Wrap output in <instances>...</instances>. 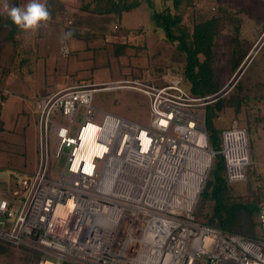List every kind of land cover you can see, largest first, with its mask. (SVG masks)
I'll use <instances>...</instances> for the list:
<instances>
[{
	"label": "built area",
	"instance_id": "obj_1",
	"mask_svg": "<svg viewBox=\"0 0 264 264\" xmlns=\"http://www.w3.org/2000/svg\"><path fill=\"white\" fill-rule=\"evenodd\" d=\"M61 52L69 54L67 44ZM158 79L81 84L39 99L38 167L20 199V192L0 193L1 238L41 253L33 264H264V202L261 237L248 241L156 199L162 155L183 130L207 135L198 108L209 99L190 96L174 74ZM111 89L145 94L149 125L110 113L98 123L94 93ZM242 132L223 133L231 182L243 179L248 164L233 174L227 151L228 137ZM244 142L247 148L246 135Z\"/></svg>",
	"mask_w": 264,
	"mask_h": 264
},
{
	"label": "rangeland",
	"instance_id": "obj_2",
	"mask_svg": "<svg viewBox=\"0 0 264 264\" xmlns=\"http://www.w3.org/2000/svg\"><path fill=\"white\" fill-rule=\"evenodd\" d=\"M88 1L81 0V10L69 14L73 19L63 15L66 21L63 19L59 26L49 22L35 31L20 28L13 41L4 46L5 33L0 35V193L13 197L14 192H20V199L25 194L26 182L37 170V104L43 95L73 85L101 86L113 81L159 80L169 74L178 76L183 85L187 65L185 56L177 45L165 40L164 34L156 30L151 21L153 12L163 13L166 9H170L172 15H181L192 28L207 21L217 25L212 61L214 72L224 84V96H235L241 86L242 96L249 97V105L237 117L242 118L244 127L241 125L237 129L246 135L249 176H259L264 171V121H257L264 120V0H193L183 2L177 9L174 0H151L150 3L139 0L140 6L125 14L122 23L104 17L107 14L99 17L88 12L84 8ZM102 22L105 23L101 27L96 24ZM115 25H118L117 29ZM236 29L243 48L250 50L240 68L230 74L229 41L235 36ZM40 34L45 39L38 42ZM62 43L69 48L65 57L60 55ZM200 57L204 59V56ZM201 104L203 106L198 109L205 113L206 103ZM93 106L98 110V123L104 113L143 126H148L151 120L148 97L133 89L98 90L93 96ZM224 121L227 123L228 118L221 119L216 126ZM207 136L209 139L208 133ZM212 144L209 140V150L220 148L218 144ZM221 154V150L217 151V155ZM245 178L244 171L243 179L232 183L234 199L246 198ZM203 188L193 208V214L201 222L206 221V215L212 211V202L209 201L201 208ZM187 194V190H183V195ZM40 256L41 253L29 247L18 246L0 237V264H33Z\"/></svg>",
	"mask_w": 264,
	"mask_h": 264
},
{
	"label": "trees",
	"instance_id": "obj_3",
	"mask_svg": "<svg viewBox=\"0 0 264 264\" xmlns=\"http://www.w3.org/2000/svg\"><path fill=\"white\" fill-rule=\"evenodd\" d=\"M146 1L151 2V0ZM190 1L193 0H174V7L177 9L183 2L189 3ZM140 4L139 0L108 2L112 8L106 13L118 17L121 21L123 12H130L139 7ZM170 12V9H166L163 13L153 12L151 21L156 30L164 34L165 40L177 45L178 50L186 58L187 65L184 72L183 88L192 97H209V99L202 101L206 103L204 105L205 127L209 134L210 143H213L212 145L218 144L221 148L223 133L232 127L230 123H224V126H216V123L221 119H238L237 117L243 113L245 106L249 105L247 101L249 97L242 96L243 88L241 86L235 96L229 98L228 94L226 96L223 94L224 84L216 76L212 64L217 25L214 26V22L207 21L192 28L182 20L181 15H172ZM19 31L20 28L13 24L8 14H0V35L5 33L3 46L13 41ZM237 34H239L238 29H236L235 36L229 41L231 48L228 57L230 74L235 73L240 68L250 50L243 48ZM200 55L204 56L203 60ZM220 148H213V151H220ZM215 157L200 196L201 208L205 207L209 201L212 202V211L206 215L204 222L198 220V217L194 215L195 221L206 227L240 236L248 241H258L261 237L259 208L264 202L263 187L251 183L249 164L245 168L246 181L244 182L248 194L246 198L234 199L231 191L233 184L229 179L226 159L222 154Z\"/></svg>",
	"mask_w": 264,
	"mask_h": 264
},
{
	"label": "bare ground",
	"instance_id": "obj_4",
	"mask_svg": "<svg viewBox=\"0 0 264 264\" xmlns=\"http://www.w3.org/2000/svg\"><path fill=\"white\" fill-rule=\"evenodd\" d=\"M244 141V132L228 137L227 151L233 174H241L242 165L247 162ZM208 147L205 133L182 131L181 139L176 141L174 147L167 149L160 159L157 182L152 188L159 202L173 205L176 211L193 210L211 165L213 153ZM123 182L129 185L125 178ZM185 189L188 192L186 196L183 195ZM127 192H131L130 186Z\"/></svg>",
	"mask_w": 264,
	"mask_h": 264
},
{
	"label": "crops",
	"instance_id": "obj_5",
	"mask_svg": "<svg viewBox=\"0 0 264 264\" xmlns=\"http://www.w3.org/2000/svg\"><path fill=\"white\" fill-rule=\"evenodd\" d=\"M29 2H30V0H0V14H7L8 9H5V7H4L5 4H7L9 6V9L11 7H21V8H23ZM38 2L44 3L46 5L48 11L51 14V19L45 25H47V24H49V22H51V23H54L56 26H59L61 24V21L64 19V17H62L63 15L67 14V16L70 18L72 16H70L69 14L73 13V12H79V10H81L80 7L82 6L81 4H79L81 2V0H38ZM108 2L110 3L111 1L110 0H89L88 3L84 6V8L88 12L94 13L96 16L99 15V17H101V16H104V14H107L106 12H108V10L110 8H112V5H108ZM135 10L136 9H134V10H132L130 12H134ZM130 12H123L121 21L118 19V17L113 16L112 14H107L104 17H108V18L110 17L111 19L115 18V19L118 20V23H122L124 15L128 14ZM72 19H73V17H72ZM111 19H110V21L113 22ZM105 22L107 23L106 20H105ZM105 22L96 23V24H99L100 27H101L102 25H104ZM41 27H42V25L39 28H41ZM114 27H115V29H117L118 25H115ZM126 29H129V28H126ZM66 34L68 35V32ZM42 39H45V36H43L41 34L38 35V37H37L38 42L41 41ZM61 46L62 45H60V47ZM60 55H62L64 57L66 56V55L62 54L61 48H60ZM240 119H242V118L240 117ZM240 119H234V120H229L228 119L227 123L231 124L232 129L233 128H239V127H242L244 125V124H242V121ZM239 120H240V122H239ZM257 121L263 122L264 120L261 121L260 119H257ZM224 123L225 122H223L222 125H220V126H224L225 125ZM37 125H38V137H39L40 136V133H39V128H40L39 127V120H38V124ZM243 129H245V128H243ZM245 131H246V129H245ZM250 163H251V161H250ZM251 179H252L253 184L255 186L261 185V187H263V189H264V171L259 176L257 174L252 175ZM243 181L245 182L246 178Z\"/></svg>",
	"mask_w": 264,
	"mask_h": 264
},
{
	"label": "clouds",
	"instance_id": "obj_6",
	"mask_svg": "<svg viewBox=\"0 0 264 264\" xmlns=\"http://www.w3.org/2000/svg\"><path fill=\"white\" fill-rule=\"evenodd\" d=\"M4 7L8 9L7 14L13 24L24 30L35 31L51 19V14L46 5L38 2V0H30L23 8L11 7L9 9L7 4Z\"/></svg>",
	"mask_w": 264,
	"mask_h": 264
},
{
	"label": "water",
	"instance_id": "obj_7",
	"mask_svg": "<svg viewBox=\"0 0 264 264\" xmlns=\"http://www.w3.org/2000/svg\"><path fill=\"white\" fill-rule=\"evenodd\" d=\"M212 151V150H211ZM212 153H213V151H212ZM213 155V154H212ZM211 162H212V158H211ZM211 166V165H210ZM209 169L210 168H208V171H207V174H206V177H205V179H204V181H203V186H204V183H205V181H206V178H207V176H208V173H209ZM203 186H202V188H203ZM202 190V189H201ZM200 195V194H199Z\"/></svg>",
	"mask_w": 264,
	"mask_h": 264
}]
</instances>
